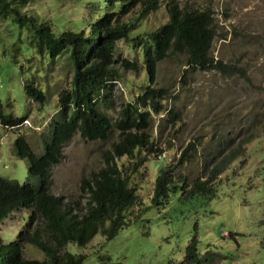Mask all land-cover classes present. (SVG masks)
<instances>
[{"label":"rangeland","instance_id":"obj_1","mask_svg":"<svg viewBox=\"0 0 264 264\" xmlns=\"http://www.w3.org/2000/svg\"><path fill=\"white\" fill-rule=\"evenodd\" d=\"M169 1L160 0L158 8L141 20V28L150 33L164 24ZM172 3L213 12L211 54L239 71L227 76L217 70H192L183 55L174 54L157 62L154 86L166 89L167 100L162 101L163 112L151 114L146 129L155 152L130 177L138 200L125 212L126 224L112 239L97 232L85 246L69 243L66 250L84 254L81 264H196L185 260L186 248L195 239L201 264H264L260 245L264 236V0ZM141 7L137 4L124 19L134 21ZM19 8L37 23L49 24L56 34L72 28L87 34L103 10L101 0H31ZM115 57L137 61L139 68L125 70L116 65L119 78L108 100L99 105L113 124L108 138L87 141L74 133L62 145L59 162L49 170V192L61 196L75 213L85 212L82 179L103 166L106 152L118 139L115 123L121 108L147 84L140 47L120 40ZM72 72L66 56L53 60L41 56L29 30L20 29L0 11V102L4 113L23 117L19 126L0 123V176L19 183L26 180L29 161L12 154L13 142L23 136L41 154L40 136L49 129L58 110V94L69 87ZM32 80L45 89L43 106L24 94L23 85ZM170 110L176 117L168 114ZM189 143L196 144V152L175 174L184 178L187 190L194 180L205 179L215 165L233 155L236 158L216 178L211 198L184 197L177 189L162 205L151 204L156 172L161 166L174 165ZM143 155L123 156L116 163L128 169ZM28 216L29 210L21 209L5 218L0 223V241L15 240ZM23 257L45 258L32 244L24 245Z\"/></svg>","mask_w":264,"mask_h":264},{"label":"trees","instance_id":"obj_2","mask_svg":"<svg viewBox=\"0 0 264 264\" xmlns=\"http://www.w3.org/2000/svg\"><path fill=\"white\" fill-rule=\"evenodd\" d=\"M31 0H0V11L11 16L20 29L27 28L30 41L37 53L53 60L66 56L72 67L68 88L58 94L57 107L49 121L48 131L40 136L42 152L37 155L23 136H18L12 145V154L29 161L27 178L19 183L15 179L0 176V223L11 213L29 210L28 223L16 239L0 241V264H81L85 255L66 250L69 243L85 246L100 232L106 240L112 239L126 224L125 212L138 200L136 190L130 184L131 174L155 152L150 135L146 132L152 113L160 114L167 100V91L154 86L156 64L170 54L183 55L190 69L217 70L223 75H233L239 68L215 59L211 46L215 36L213 12L208 9L188 10L179 8L170 0L167 4L168 19L152 32L142 29L141 20L156 10L160 0H101L103 10L85 34L80 30H62L56 34L49 24L27 16L20 6ZM141 4L134 21L125 20L131 10ZM134 32L132 37L129 36ZM124 40L142 51V63L147 84L143 90L120 110L115 123L118 139L112 142L103 158V166L91 172L81 181V192L87 194L84 213H75L61 196L49 192V170L62 157V145L74 133L87 141L106 140L113 124L100 109V103L108 100L115 81L119 78L116 65L125 70H137V61L115 57L116 44ZM27 99L43 106L45 89L33 83L23 85ZM168 114L176 117L171 110ZM23 117L4 113L0 102V123L4 126H19ZM137 152L143 156L131 168L121 169L116 160L127 156L135 158ZM161 153L162 151H158ZM196 152V144L189 143L180 153L174 165L161 166L155 174L151 204L162 205L170 192L180 189L184 197L202 194L214 195L215 180L235 160L227 158L209 169L205 179L194 180L188 190L186 182L176 178V169L186 163ZM186 189V192L184 191ZM41 224V225H40ZM25 244L34 245L44 254V259H25ZM196 241L186 248V261L200 263L196 252ZM264 249V236L260 242Z\"/></svg>","mask_w":264,"mask_h":264}]
</instances>
